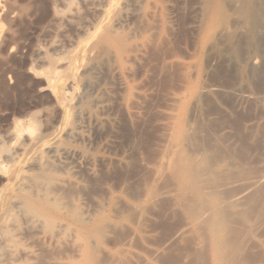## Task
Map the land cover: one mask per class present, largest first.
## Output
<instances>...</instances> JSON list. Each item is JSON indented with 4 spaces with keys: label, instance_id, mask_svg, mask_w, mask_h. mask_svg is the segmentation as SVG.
Segmentation results:
<instances>
[{
    "label": "bare ground",
    "instance_id": "bare-ground-1",
    "mask_svg": "<svg viewBox=\"0 0 264 264\" xmlns=\"http://www.w3.org/2000/svg\"><path fill=\"white\" fill-rule=\"evenodd\" d=\"M148 1L80 0L94 15L95 24L90 23L93 27L89 32L87 26L90 24L87 21L91 16L88 15V25L84 29L89 46L78 67L71 66L64 52L61 57L52 58L48 57L49 54L44 52L43 48L37 49L34 62L40 68H31L29 72L44 76V89L50 90L55 103L51 105V109L45 107L41 112H27L28 114L14 121L6 130L1 129L4 131L0 133V176L5 178V184L0 185V264H264V160L262 159V164L257 167L250 162L249 156L252 158L250 153L253 148L248 147L238 131L241 122L238 107L244 101L254 100L250 94L253 92L251 89L250 93L247 89L235 90V106L228 110L231 113L229 126L235 133L232 136L222 132L216 135L214 146L211 148L209 144L212 145V141L206 142L203 139H208L210 134L208 137H205V134L203 137L199 135L203 143L210 142L207 148L206 144L197 140L196 133L199 131L195 132L190 127L188 118L186 122L175 121L177 124L173 126V133L171 132L172 147L168 146L171 150H167V154L164 152L161 166L157 168L159 170L155 169L157 174L153 181H147L143 187L138 184L142 189L138 188L140 192L137 194V190L135 196L129 197L123 191V183H116V187L113 184L112 188L109 179L107 181L102 178L104 172H109L112 162L117 161L119 165L122 163V160L111 154L110 134L116 120L114 108L121 104L117 91L121 93L125 87V79L132 74L130 66H137L141 54L146 53L143 51L144 42H132L135 40L132 38H136L138 27H142H137L136 23L143 13L141 10L147 8L149 3L145 5ZM158 1L149 2L154 8H159L161 1L160 4ZM165 1L163 3L168 5ZM73 3V0L72 5L69 1V6H76V2ZM191 4L193 10L190 8L196 17L193 32L194 44L198 51L202 54L208 53L213 47L216 49L215 42H226L228 49H231L230 53L226 51L229 56L225 60L226 63H231L239 76L238 79L245 82L246 88L252 85L258 72L264 70V0H193ZM169 5L171 6L170 3ZM76 7L67 16L63 14L64 19L75 16V9L82 10L80 6ZM55 9L57 12V7ZM149 9L150 13L153 12L152 8ZM165 12L164 14H167ZM159 13L157 14L161 15L162 12ZM60 15L62 16L61 13ZM19 16L17 15V18ZM76 16L75 18L79 17ZM80 17L79 19L83 18ZM52 19L55 20L54 17ZM84 19L79 21L82 23ZM161 21L164 22L162 18ZM142 23L144 20L140 25ZM162 29L164 33L165 28ZM156 30L155 36L159 29ZM151 31V36H154V29ZM2 36L0 28V38ZM71 37L73 41V35ZM151 40L147 41L153 44L155 40ZM56 43L55 41L53 44ZM70 45L66 46L71 48ZM45 48H48L46 44ZM2 50L4 51L0 45L1 55ZM29 51L31 53L33 50ZM204 55L203 58H206ZM3 65L4 63L1 66L4 67ZM32 65H29V68ZM15 66L13 68L16 69ZM139 68L137 69L140 70ZM3 70L5 71V68ZM4 75L2 77L5 80ZM14 81L13 77L10 81L0 84L1 96L12 87L10 84ZM130 84L132 87L133 84L128 85ZM193 87L195 88L196 84ZM128 88L130 90V87ZM196 88L194 92L189 90L193 93L194 102L200 100L198 98L201 90ZM39 96L41 97V93ZM2 99L5 100L4 97ZM51 103L53 104V100ZM180 116H183V113ZM4 123L3 126L7 124ZM164 205L175 224L170 227L172 229L168 235L166 234L170 229H165V239L159 238L161 242L157 244L156 241L154 244L155 233L149 229L148 222L152 216V219L157 217H154V212L156 215L157 210ZM161 216H158L157 220ZM117 229H124L123 232H126V229L128 236L124 233L123 236L127 237L117 242L113 239Z\"/></svg>",
    "mask_w": 264,
    "mask_h": 264
},
{
    "label": "rangeland",
    "instance_id": "rangeland-1",
    "mask_svg": "<svg viewBox=\"0 0 264 264\" xmlns=\"http://www.w3.org/2000/svg\"><path fill=\"white\" fill-rule=\"evenodd\" d=\"M0 1H1L0 4L2 3L0 5V7L3 5L2 8L0 9V14H1L0 15V19H1L0 28L2 30V35H3L2 38H0V41H1L0 45H1V48L4 49V51L3 50L1 51L2 55L0 53V60H1L0 66L2 65V63H4V65H3L4 67L1 66L2 68H0V77H1L0 80L2 79L3 81L8 82V81H10V79H13V77L15 78V81L13 82V84H10L12 87L7 89L6 92H4L5 93L4 95L2 94V96H1V94H0V98H1V100H0V117H1L0 120L2 121V122L0 121V133L2 134L3 131L6 130V128H8L10 125H12V123L14 121L20 120V117L22 119L23 115L28 114L27 112H30V113L41 112V111H44L45 107H47L48 109H51L52 108L51 105L53 106L55 103V99L52 96V93L50 92V90L44 89L45 88V84H43L45 82L44 76L40 77L39 75H35V74L29 72V70L31 68H34V69L36 68L35 70H39V68H40V67L38 68L37 67L38 64L36 62H34L37 49L41 48V50H42V48H43L44 52L46 51V53L50 55V56L48 55V57H52V58L61 57L62 53L64 52V53H66L65 57L70 62L71 66L72 67H78L81 64V62L83 61V54L86 52V49L89 46V39H88L87 34L85 32L86 25H88L87 24L88 22H89V24L90 23L93 24L95 22L94 21L95 17L92 13H90V11L88 10V8L85 5L81 4L80 0H77V1L73 0V2H74L73 4H75V2H76L75 5L78 7L80 6L82 9V10H80V8H78L79 10L75 9L76 10L75 16L77 15L76 17H78V16L83 17V18L80 17L81 19L87 18L86 20L85 19L82 20V23L80 22L81 19H79V17L75 18L74 15L72 18H70L71 20L69 18H68V20L64 19L65 18L64 15L67 16L72 9L77 8L76 6H69L71 4L72 0H8V1H10L9 3L6 0H0ZM69 1H70V4H69ZM149 1L146 2V5L143 4V6L144 5L147 6V4L149 3L147 8H145L144 10H141V12L143 11V13H142L143 17L146 14H148V15L150 14L149 15L150 17L148 15H146L145 16L146 18L144 17L145 18L144 19L141 15V18L137 21L136 26L138 27V25H139L142 27H138L139 30H137V32H136V34H138V35L135 36L136 38H134V37L132 38L135 40L132 41V39H131L132 42H137V43H141V42L143 43L144 42L143 46L145 48H143V51H146V53L143 52L142 54L144 56H142V54H141V57H140L141 60L139 59V61H138V63L143 62V64L136 63L137 66H135V64L130 66V68L132 70L131 71L132 74L129 75L130 77L129 76L128 77L129 78L133 77V78L129 79L127 77L128 80H127V78L125 79L124 89L121 90V93L117 91V94L121 98L120 106H122L124 108H121L118 105H116L114 108V113L116 114L115 115V119H116L115 125L116 126L114 125V127H113L114 129L113 128H112L113 130L111 129V134H110L111 154L113 156H115L116 158H118V160H122L121 161L122 163H120V165H119V163L117 161L112 162L109 172L108 171H106L107 173L104 172L105 174L103 173L102 178L107 180V181L109 179L108 182L111 183L112 188H114L113 184H115V187H116L118 182H120L118 185H121V183H123V184L125 183L124 185L123 184L121 185V186H124L123 191H125V193L129 197L135 196L136 195L135 193L137 192L138 188H140V190H141L142 189L141 186L142 185L144 186V184H147V181L151 182L153 177H155V174H157V173H155V169H156V171L159 170V169L157 170V168H159L161 166V164H160L162 162L161 158L165 156L164 152H166V154H167V152L169 150H171L170 149L172 147V143H171L172 136L171 135H172L173 130L175 128L173 126H175L180 120L185 121V120L189 119L188 121L190 123L188 121H187V123L190 125V127H192V129L195 130V132L199 131V133H200V134L196 133L197 140L200 141V143L203 141L201 138L203 137L204 134H205V137H206V135L208 137L210 134L211 136L208 137V139L203 138L205 141L206 140H208L210 142L212 141V145L210 142H208V143H210L209 144L210 148L214 146L213 145V142L215 140L214 137H216V135L217 136L220 135L221 132L227 134L228 136H232V134H234L235 132L229 126V123L231 122V117H230L231 113L229 111L231 110L230 108L232 106H233L232 108H234V106H235L234 102H236V99H235V93L234 92L236 89L237 90L241 89L242 91L247 89L248 93L253 91L252 92L253 94L252 93H250V94L254 100L244 101L238 107L239 108L238 110L240 112V118H241V122H240L238 131H240V137L242 138V140L244 142H246L247 145H249L248 147L253 148L252 153H250L251 150L248 151L250 153V155L252 154L251 155L252 158H251L249 156V153H248V156L250 158L249 159L250 162L252 161V164L255 165L256 167L260 166L264 160V153H263L264 152V128H263L264 127V82H263L264 81V73H262V71H264V70L260 71L261 74L258 72V75L254 79L253 84L246 88L245 82L240 81L238 79L239 76L237 75L235 69L232 68L233 66L231 65V63H226L227 61H225L229 57L228 53H230V50H231V49H228V45L226 42L224 43L222 41H219L217 44L215 42L214 46L217 45L216 49H214V47H213V49H212L213 52L210 51V52H208L209 54L205 53V52H203V54H202L201 52L198 51L197 47H195L196 46L194 44L195 43V33L193 32V29H194L193 25L195 24L196 17H195L194 12L192 11L193 10V8H192L193 4H191V2H193V0H184V1L183 0H166V1L164 0L166 4L168 2V5H165L163 3L164 1H162V0H159V1L153 0L154 2L158 1L159 4L161 1V5L163 8L161 7V5L157 4V2H156V5H157V7L159 5L160 6L159 8H161L162 10H160L159 8H154ZM78 2H80L81 5ZM151 2H152V0H151ZM169 3L171 4V6L169 5ZM65 4L68 7V10H67V7L65 6ZM184 4H186V6ZM4 6H6L7 7L6 9L10 12H8ZM51 6H52V8H53V6L55 8L57 7V12H56L55 8H53L55 11H52L53 9L51 8ZM62 6L64 9L66 8L65 11L62 8ZM143 6H142V8L145 7V6L144 7ZM165 6L167 9H165ZM188 6H189V8L191 7L192 10H191V8L189 9ZM149 7L152 8L153 12H155V13H156V11H157V13H159V11L162 12L161 15H159L160 13L159 14H157V13L155 14L153 12L150 13ZM84 9H86V11H84ZM146 9H148V10H146ZM158 9H159V11H158ZM186 9H188V10H186ZM66 10L68 11V13L66 12ZM15 11L18 12L19 14L21 12L20 16H22V17H20L19 14L16 13ZM62 11H64V13ZM77 11L81 15H79ZM87 11H89V12H87ZM169 11H170V13H169ZM50 12H51V14H50ZM144 12H145V14H144ZM164 12L167 14H164ZM60 13L62 14V16L60 15ZM53 14L54 15L56 14V15L53 16ZM152 14L153 15L155 14L154 17H151V16H153ZM163 14L166 15L165 16L166 18L164 17ZM17 15L19 16V18H17ZM88 15L91 16L90 20L88 18L89 17ZM167 15L169 16L170 21H169V18ZM3 17L5 18V20ZM53 17L55 19L54 21L52 19ZM56 17H58V18H56ZM92 17H93V19H92ZM156 17H157V19H156ZM190 17H192V19H190ZM142 18L144 20V23H142L140 25V23L143 22V20H141ZM150 18L152 19V21L155 19L156 21H153V22L154 23L156 22V23L154 24L152 21H150L151 20ZM161 18H162V20H164V22L161 21ZM77 19H78V21H77ZM147 19H150V20L148 21ZM87 20H89V21H87ZM171 20H173V21L171 22ZM86 21H87V23H86ZM147 21H148V23H147ZM158 21L160 23H157ZM166 21H167V23H165ZM145 22L149 26L147 24H145ZM150 22H152L153 25ZM168 22H171V23H168ZM163 23H165L167 26ZM84 24H85V26H84ZM92 24L87 26V29L89 28L88 29L89 32L92 31V27L95 23L93 25ZM159 24L160 25L162 24L161 25L162 27ZM71 25H73V26H71ZM123 25H124L123 27L125 28V24H123ZM58 26H60L61 29ZM168 26H169V28H168ZM72 27H75V28H72ZM78 27H80L81 29ZM14 28H16V29H14ZM162 28L163 29L165 28V30H163ZM77 29H80V31ZM140 29H141V31H140ZM153 29H154L153 34L157 31L156 29H159L157 32L158 37L155 36L156 33L154 34V36H151V34H152L151 30H153ZM161 29L164 31V33L161 31ZM145 30H146V32H145ZM148 30L151 31L150 34H148L149 33ZM61 32H63V33L66 32V33H64L65 34L64 35ZM74 32H75V34H74ZM80 32L82 35L80 34ZM139 32L140 33L143 32L144 34L142 33V35H141ZM11 34L13 35V37ZM15 34H16V36H15ZM70 34L73 35V37H74L73 41H72V37ZM139 34H140V36H139ZM51 35H53V36H51ZM146 35H147V39H146ZM9 36H11V37H9ZM54 37H56V38L54 39ZM137 37H138V39H137ZM16 38H18V39H16ZM62 38H64V39H62ZM140 38L145 39V41H143V39H140ZM74 39H75V41H74ZM151 39L155 40V42L153 40V42H154L153 44H152V42L151 43L149 42ZM62 40H64V41L62 42ZM136 40H138V41H136ZM147 40H149V41H147ZM55 41L57 43L54 45L53 43ZM67 41H70V42L68 43ZM18 42L20 44H18ZM66 42H67V44H66ZM51 43L54 46L51 45ZM73 43H74V45H72ZM42 44H43V47H41ZM45 44H46V47H48V48L44 49ZM2 45H3V47H2ZM16 45H18V46H16ZM34 45L36 48L34 47ZM39 45H41V46H39ZM66 45H70L71 48L69 46H66ZM218 45H220V46H218ZM7 46H9L10 48ZM58 46H60V47H58ZM54 47L56 48V50H54L55 49ZM146 48L148 51L146 50ZM60 49H63V50L61 51ZM65 49H66V51H65ZM29 50H31V51L33 50L32 51L33 53L32 52L30 53ZM9 51H12V52H9ZM81 51H82V54H81ZM19 53H20V55H19ZM22 53L25 55H23ZM12 54H14V56ZM21 54H22V56H21ZM200 54H202V55H200ZM204 54H207V55L205 56ZM27 55H29L31 58ZM58 55H60V56H58ZM203 55L206 58H203ZM219 55H221V56H219ZM4 56H6V57H4ZM24 56H26V57H24ZM54 56H56V57H54ZM62 57H64V55ZM6 58L9 61H7ZM200 60H202V61H200ZM204 60L206 62H204ZM13 61H15L17 64ZM32 63H33V65H32ZM199 64L200 65L202 64V65L199 66ZM29 65H32L34 67L31 66L29 68ZM229 65H231V66L229 67ZM14 66L18 70L13 68ZM22 66L25 69H23ZM139 66H140V68H139ZM26 67H27V69H26ZM3 68H5V71L3 70ZM137 68H139L140 70H138ZM11 69L13 72L11 71ZM198 69H199V71H198ZM19 72H20V75H19ZM140 72H141L142 76H140ZM231 72H232V74H231ZM3 75L5 77V80L2 77ZM33 75H35L36 79L34 78ZM16 76H18L19 78L17 77L18 78L17 79ZM233 76L237 77V78L234 79ZM2 80H1V83L3 82ZM126 80L129 82H127ZM197 82H199V83H197ZM129 83H132L134 86L132 85V87H131V84L129 86L128 85ZM192 83H193V86H195V84H196L197 88L196 87L195 88L197 90H201V93H200L199 98H198L201 101L197 100L198 102L197 101L194 102L193 96H192L193 93L192 94L190 93L193 90H195V88L192 86ZM233 83H235V84H234V87L232 88ZM21 84H23V86H21ZM238 84H239V86H237ZM198 85H199V87H198ZM35 86H36V88H35ZM135 86H137V88H135ZM189 86H191V87H189ZM40 87H42L43 90ZM128 87H130V90ZM132 88H133V90H132ZM189 90H190V92H189ZM254 92H255V94H254ZM40 93H41V97L39 96ZM48 93H50V94L48 95ZM119 93L122 95H120ZM126 93L129 97L126 96ZM187 94L188 95L190 94V95L187 96ZM7 95H10V96H7ZM190 96H191V98H190ZM3 97L5 98L4 101L2 99ZM6 97H8V98H6ZM50 97H52V98L50 99ZM52 100H53V104L51 103ZM126 101H127V103H126ZM4 102H5V104H3ZM25 102H27V103H25ZM192 102H193V104H192ZM19 104H20V106H19ZM13 105H14V107H12ZM40 105L43 107H41ZM31 106L34 108H32ZM25 108H27V110ZM35 108H36V110H35ZM182 108H183V110H182ZM24 109H25V111H24ZM16 111H17V113H16ZM183 111H185L186 113ZM5 112H6V115H5ZM7 113H8V118L10 117L9 120L7 118ZM125 113H126V115H125ZM181 113H183V116H180ZM186 115H187V117H186ZM4 116H5V118H7V120L4 118ZM11 117H14V118H11ZM184 117H185V119H184ZM177 118H180V119L177 120ZM186 118H188V119H186ZM8 121L9 122L11 121V122L8 123ZM175 121H177V123ZM3 123L4 124L7 123V124L3 126ZM200 123H202L203 126H202V124L200 125ZM201 126L204 127L205 129H201L202 128ZM2 128L3 129L5 128V129L1 130ZM207 130H208V132H206ZM216 132H217V134H215ZM199 135H202V137ZM168 139L170 141V143H169L170 145L168 144V142H169ZM209 139H211V140H209ZM203 142H202V144H206V146H208V143H203ZM168 146H170V148ZM209 146L207 148H209ZM254 148L257 151H255ZM258 151L260 153L257 154L256 152H258ZM253 152L256 153L257 156L258 155L260 157L262 156V158H259V156H258V159H257V156L255 158V154ZM253 159L255 161L257 159V161H258V163L256 161L257 165L255 164V161H253ZM116 162L118 163V165ZM258 164H260V165H258ZM110 174H111V176H110ZM110 177H111V179H110ZM3 179H5V178H3V177L1 178V176H0V185L5 184V181ZM138 184H140L141 186ZM128 189H130L131 191ZM132 192H134V193H132ZM139 192L140 191L138 190L137 194ZM162 207L159 208L160 210L158 209L159 212L157 210L156 215L154 212V217L155 216L158 217V216L162 215L161 218L159 217L158 218L159 220H157V217L152 219L153 218V216H152L151 221L148 222L149 229L153 231V234L155 233L154 234L155 238H154V242H153L154 244L157 243L156 241H158L157 244H159L161 242L160 241L161 239H165V237H167V236H165L166 230H168V228L170 229L167 231L166 235H168L169 231H171V229H172L170 227H173L175 224V221L172 220L171 217H169V214H168V211H167L165 205ZM158 225H160V226L157 227ZM162 227H164V228H162ZM116 231H118V232H116ZM123 231H124V229L115 230V232H114L115 235L113 236V239L114 240L116 239V241L117 240L121 241V240L125 239L128 236V234H127L128 231L126 229H125L126 232H123ZM160 232L162 233V235ZM124 233L127 234L126 237L123 236ZM159 233L163 237H161L159 235ZM114 237H116V238H114ZM159 238H161V239H159Z\"/></svg>",
    "mask_w": 264,
    "mask_h": 264
}]
</instances>
